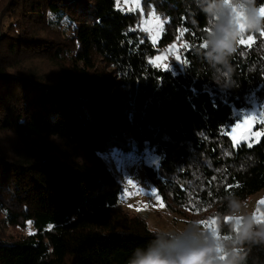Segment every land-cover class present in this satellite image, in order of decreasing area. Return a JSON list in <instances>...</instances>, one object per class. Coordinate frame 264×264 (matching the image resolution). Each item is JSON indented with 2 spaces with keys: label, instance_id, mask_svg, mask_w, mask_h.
I'll return each instance as SVG.
<instances>
[{
  "label": "trees",
  "instance_id": "trees-1",
  "mask_svg": "<svg viewBox=\"0 0 264 264\" xmlns=\"http://www.w3.org/2000/svg\"><path fill=\"white\" fill-rule=\"evenodd\" d=\"M144 1L165 20L156 45L116 0H0V264H204L205 242L118 209L121 187L99 154L128 149L123 133L161 155L147 175L169 209L220 219L228 264H264L263 225L245 237L249 219L225 221L264 188V131L237 146L229 135L235 109L252 94L264 103V21L216 62L225 0ZM179 36L187 63L154 65ZM35 57L68 62L72 82L25 64Z\"/></svg>",
  "mask_w": 264,
  "mask_h": 264
},
{
  "label": "rangeland",
  "instance_id": "rangeland-1",
  "mask_svg": "<svg viewBox=\"0 0 264 264\" xmlns=\"http://www.w3.org/2000/svg\"><path fill=\"white\" fill-rule=\"evenodd\" d=\"M144 3V0H128L127 3L125 0H119L117 5L125 11L136 12L140 15V28L147 32L151 41L156 45L165 31V20L153 9H148L149 11L144 9ZM223 3L226 4V7L220 8L216 14L218 22L216 30L228 22L229 9L236 11L237 23H239L241 10L250 13L253 9V7L243 4H235L232 0H225ZM255 9L261 12L262 8L260 6ZM157 23H159V27H157ZM249 29L251 27L241 25L239 35L236 38L241 41L254 36L248 32ZM43 34L47 36L53 35L48 32ZM217 35L219 36V32H217ZM185 47H187L185 40L182 36H179L170 45L161 50L160 53L158 52L154 55L151 58V62L163 69L165 65L171 64L169 69L179 70L183 67L181 62L184 61L183 52ZM176 55L181 56V62L174 60ZM32 60L35 63L37 62L43 71L55 78L72 82L69 73H67L68 62H62L59 65L53 62H44L36 57L25 59L24 61L25 64L29 65ZM235 114L237 122L229 130V135L234 145L237 146L242 142H257L264 131V103L255 94H252L248 99V106L242 109H235ZM246 120H251V125L245 124ZM238 124L241 125L239 129L236 128ZM2 137L0 133V142H2ZM123 137L125 141L130 142L128 149L125 150L116 145L111 150L99 154L121 187L118 209L143 220L152 230L176 236L177 240L192 243L205 242L204 250L211 248L213 251L210 254H204V260L211 259L213 264H228L226 259L228 253L220 236V219L215 216L211 217L213 214L210 215L209 213L200 215L185 212L181 214L169 209L147 175V166L159 167L161 155L154 152L151 148H146L141 152L137 143L134 140H130L128 133H123ZM8 142L13 143V140L8 138ZM12 145H7L6 147H11ZM2 148L5 147L3 146ZM129 181L133 182L136 188H132L129 185ZM262 201H264V188L251 195L247 200L233 206L231 213L225 217V221L234 222L235 229H237L242 220L247 218L256 224H262V230H264V203H261ZM31 231L33 232L34 228L30 224L26 232Z\"/></svg>",
  "mask_w": 264,
  "mask_h": 264
},
{
  "label": "clouds",
  "instance_id": "clouds-1",
  "mask_svg": "<svg viewBox=\"0 0 264 264\" xmlns=\"http://www.w3.org/2000/svg\"><path fill=\"white\" fill-rule=\"evenodd\" d=\"M250 2H254V0H250ZM226 4L222 3L221 8H225ZM264 8V5L261 6ZM229 20L225 25L219 27L218 32L219 36L214 41V52L209 53L211 59H214L216 62H224L226 56L235 52L234 41L235 38L239 35L240 26H246L251 28H259L262 21H264V15H261L260 10L255 8L252 9L250 13H246L241 10L239 23L236 22V11L229 9ZM251 227V221L248 226L245 228L244 236L248 237L251 235L249 229ZM256 236L264 239V230L255 233ZM244 238V237H242ZM213 251L211 248H207L204 250V254H210ZM204 264H213L211 259H207L204 261Z\"/></svg>",
  "mask_w": 264,
  "mask_h": 264
},
{
  "label": "snow or ice",
  "instance_id": "snow-or-ice-1",
  "mask_svg": "<svg viewBox=\"0 0 264 264\" xmlns=\"http://www.w3.org/2000/svg\"><path fill=\"white\" fill-rule=\"evenodd\" d=\"M125 2L127 3L128 0H125ZM117 3H119V0H117ZM261 15H264V8L261 9ZM159 26H160L159 23H157V27H159ZM262 35H264V34H262ZM254 39H255L254 36L248 38L247 40H243V39H242L241 42H240V45H241V46H245L246 44H249V45H250V44H252V43L254 42ZM174 60H176L177 62H181V56H180V55H176V56L174 57ZM181 63L186 64L187 61L184 60V61L181 62ZM170 67H171V64H169V65H165V66H164V70L167 71ZM251 123H252L251 120H246V121H245V124L251 125ZM240 127H241V125H239V124L236 125V128H237V129H239ZM129 185L132 186V188H136V185H135L133 182H131V181H129ZM261 203H264V201H262Z\"/></svg>",
  "mask_w": 264,
  "mask_h": 264
}]
</instances>
